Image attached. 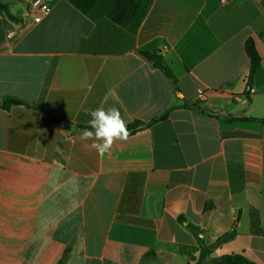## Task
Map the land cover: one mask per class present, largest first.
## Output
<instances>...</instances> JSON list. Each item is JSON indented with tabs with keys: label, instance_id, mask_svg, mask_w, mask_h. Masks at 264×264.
<instances>
[{
	"label": "crops",
	"instance_id": "obj_1",
	"mask_svg": "<svg viewBox=\"0 0 264 264\" xmlns=\"http://www.w3.org/2000/svg\"><path fill=\"white\" fill-rule=\"evenodd\" d=\"M1 1L0 264H195L225 233L210 258L264 264V0H44L37 23ZM101 106L173 108L101 157L79 139Z\"/></svg>",
	"mask_w": 264,
	"mask_h": 264
},
{
	"label": "trees",
	"instance_id": "obj_2",
	"mask_svg": "<svg viewBox=\"0 0 264 264\" xmlns=\"http://www.w3.org/2000/svg\"><path fill=\"white\" fill-rule=\"evenodd\" d=\"M0 13H4L9 18L14 19L8 12L7 4L3 3L1 0H0ZM244 50H245V53L249 59V79H248V82L245 86V93H244L246 96H248L247 93L251 89L250 79H251L252 75L254 74V72L257 69H259L260 57H259V54H258L252 40H248L245 43ZM139 54H141L144 58H146L152 64V66L154 68H157L158 70H160L166 78L171 80L173 85H176V78H175L174 74L169 69L167 64L163 61V59H162V57L158 51L147 52L144 50H139ZM18 105H28V103L22 99L15 98V97H4L2 99V106L4 108H9L10 106H18ZM33 107L35 109H38L41 112H43L45 114V116H47L48 118L59 122V120L50 116L45 111H43L41 108L35 107V106H33ZM194 107H196V106H194ZM172 108L173 107H171L170 109H168L167 111H165L161 115L154 117L153 119H151L147 123L136 120V121H133V122L127 124L129 135H132V134H135L136 132L147 129L151 125H153L157 122H161V121L166 120V118L168 116V112ZM201 112L205 113V111H203V110H201ZM235 120L251 121L253 119L246 118V117H229V119H228V121H235ZM259 122L264 123V119L259 120ZM85 128L88 129L89 127H85ZM189 228L193 233H195V231H197V229H195L192 226H189ZM232 236H233V233H225V234L219 236L216 239V241L211 245H205L201 241V239L198 238L199 245H200V251H199V255L195 261V264H207V263H212V264H254V263L248 261L247 259H245L243 256L233 255V254L221 255V256L216 257V258H210V253L212 252V250L214 248H216L217 246H219L220 244L225 243L228 240H230L232 238ZM55 264H65V260L59 259Z\"/></svg>",
	"mask_w": 264,
	"mask_h": 264
},
{
	"label": "clouds",
	"instance_id": "obj_3",
	"mask_svg": "<svg viewBox=\"0 0 264 264\" xmlns=\"http://www.w3.org/2000/svg\"><path fill=\"white\" fill-rule=\"evenodd\" d=\"M6 37L11 39L12 33H7ZM85 112L90 117L89 128L82 130L79 134V139L85 142V148L95 150L98 155L103 157L106 153H110L116 142L127 141L129 138L126 122L118 108L113 106L105 109L101 106L95 109H86ZM72 127H75L74 120Z\"/></svg>",
	"mask_w": 264,
	"mask_h": 264
},
{
	"label": "built area",
	"instance_id": "obj_4",
	"mask_svg": "<svg viewBox=\"0 0 264 264\" xmlns=\"http://www.w3.org/2000/svg\"><path fill=\"white\" fill-rule=\"evenodd\" d=\"M48 12H49V6L44 0L28 1V13L33 22L37 23L41 21L48 14ZM250 91L252 90L250 89ZM196 96L199 100H203L204 92L202 90H198Z\"/></svg>",
	"mask_w": 264,
	"mask_h": 264
},
{
	"label": "water",
	"instance_id": "obj_5",
	"mask_svg": "<svg viewBox=\"0 0 264 264\" xmlns=\"http://www.w3.org/2000/svg\"><path fill=\"white\" fill-rule=\"evenodd\" d=\"M64 124H69V123H67V122H64Z\"/></svg>",
	"mask_w": 264,
	"mask_h": 264
}]
</instances>
